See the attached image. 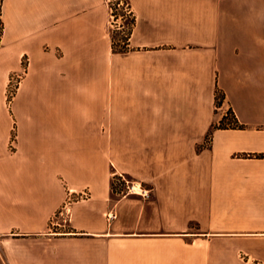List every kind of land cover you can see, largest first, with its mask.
<instances>
[{"label": "crops", "instance_id": "0c3cea01", "mask_svg": "<svg viewBox=\"0 0 264 264\" xmlns=\"http://www.w3.org/2000/svg\"><path fill=\"white\" fill-rule=\"evenodd\" d=\"M112 1H2L0 264H264V0Z\"/></svg>", "mask_w": 264, "mask_h": 264}, {"label": "rangeland", "instance_id": "374dc122", "mask_svg": "<svg viewBox=\"0 0 264 264\" xmlns=\"http://www.w3.org/2000/svg\"><path fill=\"white\" fill-rule=\"evenodd\" d=\"M2 1L3 0H0V11H1ZM122 7H123V5H122ZM122 13H123V10H122ZM130 18H132V13L127 15V16L119 17V10H116L114 12V14H113V10H112L111 39H112V43L115 40L118 47H121L124 45L123 39L126 38L125 36H126V32L128 31ZM2 28H3V24H2L1 18H0V33L2 32ZM20 80H21L20 75L15 74L11 77L10 84L8 87V100L9 101H11L14 98V96L16 95V91H17L18 86L20 84ZM221 96H222V94H221ZM14 139H15V137L13 138V141H14ZM117 148L119 149L118 153H119V156L122 160V147H117ZM119 175H121V174L114 176V181ZM114 193H115L116 197H128V198L143 197L141 195L131 194V193L130 194L120 193L119 194V193H116V190L114 191ZM112 219H114V218H112Z\"/></svg>", "mask_w": 264, "mask_h": 264}, {"label": "built area", "instance_id": "2783aa9c", "mask_svg": "<svg viewBox=\"0 0 264 264\" xmlns=\"http://www.w3.org/2000/svg\"><path fill=\"white\" fill-rule=\"evenodd\" d=\"M123 5V7H122ZM116 10H119V17L127 16L132 13L131 7L124 0H118ZM123 10V13H122ZM116 15V14H115ZM114 184L116 186V193H126V194H138L143 197H150L151 189L145 185L142 181L134 178L127 177L125 175H119ZM90 197L88 191L80 192L74 196L70 197L71 200L87 199ZM117 215L115 213H109V218H115Z\"/></svg>", "mask_w": 264, "mask_h": 264}, {"label": "trees", "instance_id": "16d2710c", "mask_svg": "<svg viewBox=\"0 0 264 264\" xmlns=\"http://www.w3.org/2000/svg\"><path fill=\"white\" fill-rule=\"evenodd\" d=\"M117 3L118 0L112 1L111 6H112V10H113V14L116 11V7H117ZM135 24V17L132 14V18H130V22H129V27H128V31L126 32V38L123 39L124 45L121 47H118V45L116 44L115 40L113 41V50L115 52H122L128 49V43H129V38L130 35L132 33L133 27ZM223 96H221L220 93L217 94V101L220 102L222 100ZM215 127H222V128H228V127H234V128H244L245 124L240 123L238 121V119L236 118L235 114L233 111H230L227 113L226 116H224L220 123L215 125ZM255 156H260L263 157L264 153H259V154H255ZM115 184H114V179L112 182V189L113 191H115Z\"/></svg>", "mask_w": 264, "mask_h": 264}]
</instances>
